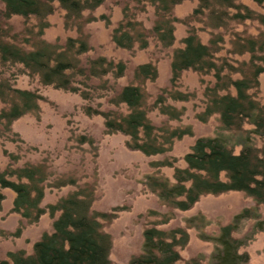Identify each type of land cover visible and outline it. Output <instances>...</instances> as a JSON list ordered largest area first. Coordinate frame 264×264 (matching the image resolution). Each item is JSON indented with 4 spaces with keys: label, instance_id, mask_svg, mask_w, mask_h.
<instances>
[{
    "label": "trees",
    "instance_id": "trees-1",
    "mask_svg": "<svg viewBox=\"0 0 264 264\" xmlns=\"http://www.w3.org/2000/svg\"><path fill=\"white\" fill-rule=\"evenodd\" d=\"M122 19L111 31L110 41L118 49L143 51L154 43L160 51L174 45L175 24L178 19L173 10L183 2H196L189 21L211 30H224L229 22L255 21L264 28V16L253 14L238 0H120ZM264 7V0H249ZM105 0H0V138L7 137L14 121L37 115L39 104L44 102L37 91L14 87L18 76L36 80L40 86L52 87L78 95L86 103L81 109L85 116H99L105 133L127 138L128 150L147 157L162 156L170 152L175 140L190 135V130L156 126L148 114L158 112L167 122H178L183 109L177 110L170 103H186L188 94L177 90L184 72L199 75L212 74L214 83L203 92L201 122L217 116L224 131L239 139L229 144L225 139H198L182 161L184 168H175L173 182L162 177H148L146 187L155 194L162 206L171 211H189L203 196H219L229 192L242 193L254 204V213L244 210L232 222L219 229L216 236L203 235L201 239L213 245V251L205 264H249V256L241 253L246 241L234 234L242 222L254 220V233H264V218L257 211H264V105L253 94L258 89V77L264 73V34L243 39L234 35L230 41L231 55L248 54L249 62L234 68L218 57L223 45L222 38L212 37L203 44L195 29L189 28L181 40L182 48L175 49L170 59L169 87L151 96L144 87L157 80L153 63L137 66L132 70V83L120 86L118 81L128 75L127 64L105 57H88L92 52L84 27L95 21L90 15ZM56 9L64 12V27L75 29L77 38H68L62 45L41 40L48 27L47 17ZM142 15H146L143 19ZM33 19L34 29L23 34L13 33L9 21L12 18ZM106 25L109 20L105 19ZM147 21L148 25H146ZM186 21L185 24L188 22ZM37 31V32H36ZM233 75L239 78L233 79ZM98 109H93L94 100ZM102 106H105L102 109ZM251 127L245 130L244 127ZM7 135V136H6ZM232 135V136H233ZM240 146L238 154L234 147ZM10 164L0 170V192L14 194L11 213L22 221L35 224L48 209L52 232L44 234L34 243L32 253H9L0 264H112L109 255L111 241L99 222L100 216L91 211V193L77 191L60 199L55 205L42 208L46 188L74 186V180H56L51 183L52 173L41 165L14 167ZM159 167H172L166 162ZM0 193V208L4 201ZM168 218L161 225H165ZM160 224L151 225L143 231L141 253L128 264H203L199 259L183 260L179 250L188 241L180 229L160 230Z\"/></svg>",
    "mask_w": 264,
    "mask_h": 264
},
{
    "label": "rangeland",
    "instance_id": "rangeland-1",
    "mask_svg": "<svg viewBox=\"0 0 264 264\" xmlns=\"http://www.w3.org/2000/svg\"><path fill=\"white\" fill-rule=\"evenodd\" d=\"M253 14L264 16V7H259L249 0H238ZM196 2H183L173 10L178 19L175 24V42L171 49L160 51L154 43L146 50L134 48L126 51L116 48L110 41L111 31L122 19V3L120 0H105L104 4L90 15L95 21L87 24L83 33L88 37L92 52L88 57H105L115 62L127 64L128 75L118 81L120 86L132 83V70L137 66L153 63L158 77L153 83L145 84V91L153 100L161 89L169 87L170 59L175 49L182 48L181 40L186 37L189 28L195 29L196 35L203 44L212 37L223 40L218 57L225 59L234 68L241 63H248V54L237 56L230 54V41L234 35L241 38H256L264 34L257 22H229L224 30H211L197 23L193 18L189 21ZM2 5L0 4V10ZM64 12L60 9L47 17L48 27L43 31L41 40L50 44L62 45L68 38H77L75 29L64 27ZM109 20L106 25L104 19ZM142 15L141 18H145ZM186 21L188 22L187 24ZM9 25L13 33L23 34L34 29V20L12 18ZM148 25L147 21H145ZM37 32V31H36ZM233 79L239 75H233ZM258 89L253 91L255 99L264 105V73L258 77ZM212 74L199 75L192 71L184 72L177 84V90L188 94L186 103H170L173 108L184 111L177 122H167L166 118L154 111L148 114L156 126L167 124V127L190 130L191 134L175 140L170 152L162 156L147 157L139 152L128 150L127 138L122 135H108L104 131L103 120L99 116H85L81 107L86 105L78 95L55 90L52 87L40 86L36 80L26 76H18L14 87L21 90L37 91L44 98L39 104L37 115H26L11 125V131L0 138V170L7 168L11 156L15 159L14 167L24 165H41L52 173L50 182L56 180H74V186L62 188H46L41 202L42 208L55 205L60 199L77 191L91 193V211L100 216L99 222L103 231L109 235L111 249L109 259L112 264H128L142 251L143 231L151 225L160 224V230H183L187 236V244L179 250L183 260L199 259L207 262L213 245L201 239V236H216L219 229L232 222L233 218L244 210L256 211L254 202L242 193L229 192L219 196H203L186 212L174 211L162 206L157 196L146 187L148 177H162L173 182L175 168H184L183 157L198 139L221 138L230 145L239 139L236 135L221 128L217 116L201 122L198 115L203 112V92L212 86ZM103 100L95 99L93 109ZM0 102V111L2 110ZM105 106H102L104 109ZM245 130L251 127L245 126ZM233 135V136H232ZM241 147L235 146L234 152L239 153ZM171 162L172 167H159ZM4 201L0 208V263L7 260L9 253H32L34 243L44 234L52 232V223L58 218L56 213L50 217L48 209L35 224L22 221L19 215L11 213L14 194L8 190L0 192ZM260 219L264 218L261 207L257 209ZM168 218L167 224L161 225ZM254 220L240 224L234 237L246 241L240 250L249 256V264H264V233H254ZM10 264V263H9Z\"/></svg>",
    "mask_w": 264,
    "mask_h": 264
}]
</instances>
